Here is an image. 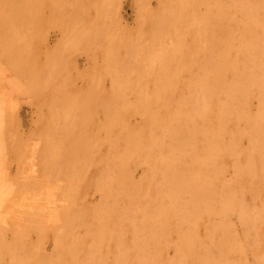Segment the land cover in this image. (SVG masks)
<instances>
[{
    "label": "bare ground",
    "instance_id": "bare-ground-1",
    "mask_svg": "<svg viewBox=\"0 0 264 264\" xmlns=\"http://www.w3.org/2000/svg\"><path fill=\"white\" fill-rule=\"evenodd\" d=\"M140 1L139 4L142 3L143 0ZM136 2V4H138V1ZM168 2L169 3L167 4L161 3L160 5L158 3L159 7L153 11L148 9L151 12L145 9V20L143 21L144 23L151 22L150 25H153L155 24V19H157L159 24L158 30H160L159 34L162 31L161 28L166 25H169L166 27L168 29H170V26L172 25V31L174 33L177 27L176 31H178L179 38L176 37L177 35H174L176 39L178 38L181 41L182 37L179 34L187 29H182L183 31L179 29L183 26L184 28L188 25L194 26L198 30L197 33L199 36L197 35V37H200L201 35L203 36L202 39H204L203 46V44H199L200 42L197 43L198 39L197 41L192 40L194 34L193 37H191V40L194 43L196 42V47L199 45L202 46L201 48H198L205 54V56L203 55L205 57V60H203L204 66L200 64L203 68L201 70L202 77L193 79V74H196L197 72L192 73L191 65L187 64L188 66H186V70H191L193 80L190 79L191 77L184 80L179 75L182 74V70H176L179 69L177 68V63L179 62L177 61L179 60V50L171 49L173 50L171 53L161 50L159 51L157 69L150 67L154 68L155 71L147 70L146 68L139 72L142 77H144V82L146 81L145 83H148L145 86H152L151 92L137 90L136 96L138 98L135 100H138L139 98L141 99L130 102L125 98L126 92L124 91L126 90V86L129 88L133 84V82L129 81L131 79L128 72L132 70L135 71V68L130 70L129 66L127 68L129 69L127 73V70H122L124 72L120 71L121 68H118L120 62L117 64L118 61L116 60V56L118 55L116 53L118 51H111V59L108 58L106 69H100L110 76V80H112L110 83L117 86L114 88L115 90L111 89L112 93L115 91L116 94H114L118 97L122 94L124 99H116L114 94L112 95L115 98L111 94L110 97L107 95V98L109 97L112 99L111 96L113 97L111 101H108V99H102V101L99 102L100 97L97 98L93 104L96 111L94 112L92 119L86 117L84 114L85 107L83 105L80 106L78 109L81 112V115L76 116V119H73L75 121L71 122V119L67 120L66 125L69 128L73 125L78 129L77 132H75V130L72 131L66 129L64 132L62 131L63 134L58 138L56 134L51 135L48 131L39 132L40 128L38 131L31 133L24 141L19 140L15 136L13 139L15 148L12 149V152L15 153L14 156L18 164L22 181H32L35 183L37 178L43 175L44 170L53 169L52 167H56V165L59 164L57 160L60 158V154L52 158L49 157L50 155L48 153L44 154L43 152L47 151V149L54 148L57 151H61L62 156L64 154L66 155L63 159L64 162L62 163L64 165V175L60 176V178L66 182L67 188L65 187V190L67 192H73L74 190L72 187L78 183L77 190L80 189V193L84 194L93 186L95 189L94 191H98L102 196V201L99 206L95 208L84 206V213H81L80 210L74 208L71 197H65L64 200L58 202L57 196H53V193H50L49 196H51L54 201L53 204L50 205L51 211L48 210L42 214V216L40 215L38 206L46 200L43 195L31 198L33 202L31 205H34L32 210L24 208V211L21 212L15 210L11 211L10 208L13 206L12 203L16 201L17 198L15 194H10L9 192H15L17 189L8 185L9 180L6 175L3 158L0 160V171L3 172L2 180L0 182V206L5 210L0 211V257H2V255H8L10 251H17V255H20L19 252H24L25 249L24 235L31 231L37 232L40 227V229H42V227L46 229L49 227L47 226V223L54 219L61 220L65 223V232H63L61 236H54L55 248L58 253L61 254V248L64 245L63 243L68 237L70 238V236L67 235L69 234L68 230H70L77 222L87 219L86 215L91 214L92 221L95 220V223L93 226H89V228L85 229L88 230L90 239L93 238V236H98L96 239L107 236L109 244L114 246L115 242L119 239L120 230L122 229V231L126 233V239L124 240L123 245L115 246L117 253H114V255L116 254V257H113L115 259L111 257L113 262L114 260L116 261L114 264H117L118 262L121 263V261L125 264H148L150 260H154V258L159 255L160 249L164 250V248L168 246L169 242H165L167 246L164 248H162L163 246H159L160 243L158 244L157 241L159 240L158 236L163 232L162 229L168 227V224L170 223L168 220H171L170 217L179 215L181 218L176 227L185 224L186 228H189V231L191 232L189 236L187 235L188 233L185 232L187 233L185 235L188 237L187 242L184 237H181L184 235V232H181L183 235L181 234L179 236V240L181 238L185 239L183 241L186 242V246H193V249L191 247L192 252H194L195 248L196 254H202L203 251L210 246V242L217 243V245L213 244V246L215 248H217L216 246L219 247L216 251L220 250L218 254H221V256L219 255L218 257H222L223 262L220 259L218 260L217 257H214V261L210 258L211 262H209V264H218V261H221L219 262L220 264L229 263V261L224 262L226 260H224L223 257L230 256L232 252L226 253L224 256L222 255V253L226 251V249L224 250L225 243L228 244L226 240H231L230 237H227L229 233H232L229 232L231 227L229 226L230 228H228L227 224L229 222H227L228 215L231 210L236 211L238 216L243 215L245 210L242 209L243 212H241L242 205H244V202H242L243 204L241 203V198L245 191L252 194L249 196L254 195L253 198L255 199L257 196L254 193L263 190L258 189V185H261L259 183L262 179L264 180V0H173L172 2L169 0ZM144 3L140 5H143L145 8ZM143 6L141 7L142 11H144ZM146 6L148 5L146 4ZM140 16L142 15H139L138 17ZM164 24L166 25L164 26ZM166 28L163 29V32L167 31ZM155 30H157V28ZM156 33L158 34V31H155V34ZM159 34L158 36L162 33ZM168 34H170V31H168ZM184 34L185 33H183V36ZM164 37L165 36H162V39ZM165 38L161 43L165 42ZM169 38L167 37L166 40H172V43H176L174 37V40L172 38L170 40ZM154 39V43L159 41L158 39L157 42H155L156 40ZM180 40H178V44L181 43L180 45H182L183 42H180ZM110 42H112L111 39L109 43ZM169 44L171 47L170 45H167V43L164 45H167L170 48L178 45ZM109 45L111 46V44ZM178 47L180 48L179 45ZM184 47H186V50L187 48L191 49V47L185 45ZM201 50L196 49V51ZM196 51L194 50V56H196ZM25 52L26 51H24V53ZM197 53L200 54V52ZM192 54L193 51H191L190 54L191 59L193 58ZM201 60L202 59L200 58L199 61ZM179 63L180 67L184 69L181 66L183 62ZM195 64L197 63L194 62V68L198 66H195ZM1 65L4 66V64ZM185 65L186 61L184 67ZM10 70L13 75L16 73L17 75H20V71H18L20 68H18V70L16 68ZM197 70L199 69H196V71ZM184 71L185 70H183V73ZM189 71L187 72L191 75ZM137 72L136 74L138 76L139 74ZM106 73H104V75H107ZM122 73L125 75L124 78L126 77V74L128 75V83L125 81L126 78L123 79ZM134 73L135 72H131L130 75ZM197 74H199V72ZM104 75H100L101 78ZM134 79H136V81L134 80L135 84L137 80L138 84L142 82L139 77L138 79ZM181 79L185 82L188 81V83L189 81L191 83L192 80L190 87L195 88V90H193L195 93L186 92L189 96L191 94V96L189 97L186 94L188 98L181 99L183 102L177 101V98L174 100L178 103L172 102L170 100L172 98L167 97L169 94L168 91L171 88L170 91L172 94L174 91L172 90V87H175L180 81H182ZM129 83L132 84L130 85ZM188 83L183 85L184 88L185 85H187L186 88L190 89ZM133 86L134 88H140L137 84L136 86ZM134 88L131 90L133 91ZM16 90L15 79L8 83H5L4 81L0 82V149L2 148L3 150L8 147L6 140L11 137L12 133L13 135L15 134L14 123L11 122V125L13 126L11 127L6 119L10 100L6 99L4 95L10 91ZM126 91H128V89ZM148 93L151 94L148 95ZM160 94L163 96L161 99L158 98ZM171 94L170 96L173 95ZM152 95H155V97ZM182 95L183 94H179V100L180 98L185 97ZM253 99H256V105H259L257 106L258 109L256 108L257 110L254 112L250 109L253 107H250ZM135 113H139L142 117V124L138 129L135 127V124L127 126L130 117L132 118V116H135ZM72 117H75V114ZM196 118L202 121L203 129L194 127L195 121L193 120ZM126 121H128L127 124L125 123ZM199 137L200 139H203V144L198 153V148L195 146L198 144L197 140ZM100 145H105V153L97 151ZM94 151H97L96 156H94ZM233 153L234 155H232ZM232 156H235L236 159L233 160L231 158ZM40 157H42L43 160L41 159L40 162L36 161ZM151 157L152 160L150 162L149 159ZM226 164H230L232 170L234 169L235 178H232L233 180H222L224 173L222 174L223 177L221 173L225 172L224 168ZM73 165L79 166H77L79 168L78 172L74 171L75 168ZM131 166L143 167L144 175L139 181H132V170L130 171ZM243 178H245V180H243ZM263 180L261 182H263ZM244 181H246L247 186L243 189L242 183ZM184 194H187V196ZM36 200L37 202H35ZM250 200L253 202L252 199ZM251 209L254 208L252 207ZM255 210H251V213L252 211L253 213H256ZM247 212L249 211L247 210ZM261 213L259 214L261 215ZM19 214H23L21 215L22 219L19 218ZM203 214L207 217L215 216L218 221H216V223H210L211 225L209 224V226H212L210 229L206 224L208 226L207 233L209 234H205L206 239L204 238V240L206 242L208 235L213 231L211 233L213 238L212 236L210 238L213 239L214 242L213 240L209 241L210 238L208 237V245L206 247V244L204 243L203 247L206 248L200 247L203 248L201 251L198 250L200 240L197 239H200V235L198 236V234H196L197 231L194 229L197 225L196 222H199L198 218ZM262 216L264 215L262 214ZM251 217L252 219L254 218L253 215H250V218ZM112 218L113 221L111 222L110 220ZM34 219H37L38 223H34ZM253 220L255 221V219ZM257 221H261L262 224V219ZM257 221L254 223H257ZM243 222L244 220L242 219L241 223ZM203 228V231L206 230L205 225ZM7 230L13 232L9 241H5L3 237V234ZM214 231H219V234H223V236H218L220 242L217 241L218 239H214ZM225 231H228L226 237L224 235L226 234L224 233ZM231 231H234L233 228ZM236 235L238 236L237 233ZM253 235L249 236V238ZM164 236H168L169 238V234H164ZM231 237L234 238L233 235H231ZM236 238L237 237L232 239L236 245L230 241L232 242V246L230 247L231 244L229 242V246L225 245L227 246L226 248H230L229 251H232L231 248H234L233 251H235L238 246L237 248H239V251L241 250V254L245 255L244 251L246 249L245 247L242 249L243 245L240 243V237V240ZM149 239L153 241V255H150L151 257L148 256V252H150V249L148 248L150 243ZM82 240L81 237L77 238L75 240L77 244L75 245L79 247L80 245H78V243L80 242V244L83 245ZM172 240L174 241V239ZM201 240H203V238ZM236 241H240V244L238 245ZM247 241L248 240L245 242ZM252 241L255 242V240ZM252 241L251 243L253 244ZM74 242L72 243L74 244ZM99 242L101 245L98 244V246L100 245L99 247H101L103 242L98 241V243ZM173 243L176 244L177 242L174 241ZM70 244L68 243L67 245ZM247 244L248 243H246V246ZM95 245L97 246V244ZM176 246H178V244ZM178 247H180V245ZM214 247L213 249H210L215 250ZM262 247L264 248V246ZM177 248H174V251L175 249L177 250ZM250 248L254 249L255 247L253 248L250 245ZM263 248L262 250H264ZM93 249H95V246H92L90 251ZM255 249L254 251H256ZM95 250H97V248ZM180 250L182 251L183 249L180 248ZM211 250L210 252L205 250L204 253L206 251L211 253ZM242 250L244 251L242 252ZM106 252H108V250ZM207 252L205 254H207ZM256 252H259V250ZM256 252L254 253L256 254ZM84 253L85 252L82 254L84 255ZM235 253L237 252L235 251ZM161 254L163 253L160 252V255ZM215 254L217 255V253ZM215 254L213 253L211 256H214ZM117 255L121 258L117 259ZM257 255L259 254L257 253ZM262 255L263 256L261 257H264V254ZM158 257L156 259H159ZM176 257L174 260H177ZM72 258H70L71 261ZM242 258L245 259L246 257H241V259ZM181 259L183 260V258H180L179 260ZM190 260L192 259L190 258ZM193 260L195 259L193 258ZM203 260L206 261L205 259ZM183 261H185V259ZM230 261L232 262V259ZM110 262L113 264L112 261ZM172 262H170V264H173ZM240 262H243V260ZM100 263L101 262H99V264ZM150 263L154 264L155 262ZM160 263L161 262L158 263L157 261L156 264ZM166 263L169 264V262ZM191 263L189 261V264ZM232 263L236 264V261L233 259ZM259 263L262 264V261ZM259 263L256 261L255 264ZM186 264H188V261ZM251 264L254 263L251 262Z\"/></svg>",
    "mask_w": 264,
    "mask_h": 264
},
{
    "label": "rangeland",
    "instance_id": "rangeland-1",
    "mask_svg": "<svg viewBox=\"0 0 264 264\" xmlns=\"http://www.w3.org/2000/svg\"><path fill=\"white\" fill-rule=\"evenodd\" d=\"M136 1H138V4H139L140 0H7V1L6 0H0V43H1L0 44V48H1L0 49V61H1L0 62V70L2 69L0 71V82L4 81L5 83H8V82L15 79L16 80V88H17L16 91H10L6 95H4L6 97V99L10 100L6 119L8 120L11 127H13L11 125V122L14 123L15 134L13 135V133H12L11 137L6 140L8 147L5 150H3L2 148L0 149V160H2L4 158L3 163L5 165V171H6L7 178L9 180L8 185L10 187H15L17 189L15 192H12V191L9 192L10 194H15V196L17 198V200L12 203L13 206L10 208L11 211L15 210V211L21 212V211H24V208L27 210H32L34 205H31V204H33L31 198L43 195L46 200L44 199L45 202L38 206V210L40 212V215L42 216V214H44L48 210L51 211L50 205L53 204L54 201L51 198V196H49L50 193H53V196H57L58 202H61L62 200H64L65 197H71V199L73 200L72 202H73L74 208L77 210H80L81 213H84V210H83L84 206H86L88 208H90V207L95 208V207L99 206L100 202L102 201V196L100 195V193L98 191H94L95 189L93 186L91 187V189H88L89 191H87L84 194L80 193V189L77 190L78 183L72 187L74 190L73 192H70V191L67 192L65 190L67 188L66 182L62 178H60V176L64 175V173H63L64 172V170H63L64 165L62 163L64 162L63 159L66 155L64 154L62 156L61 151H57L54 148L53 149H47V151H43L44 154L48 153L50 155L49 157H52V158L60 154L61 156L57 160V162L59 164L56 165V167H52L53 169L44 170L43 175L41 177L39 176L34 183L32 181H22L21 180L22 177H20V171H19L18 164H17V161H16L15 156H14L15 153L12 152V149L15 148L14 147V141H13L15 136L19 140L24 141L27 137H29V135L31 133L38 131L40 128L41 129L39 130V132H41V131L47 132L48 131L51 135L56 134L58 136V138L61 137V135L63 134V132L66 129L72 130V131L75 130V132H77L78 129H76L73 125H71L70 128L67 127L66 125H67V120L71 119V122L75 121L73 119H76V116L81 115L80 114L81 112L78 109L80 106L83 105L85 107L84 114L86 115V117H90L92 119V117L94 116V112L96 111L94 109L93 104L97 98L100 97L99 102L102 101V99L103 100L108 99V101H111L113 99V97L116 96L115 91H114V93H115L114 94V93H112L111 89L113 90L117 86L114 85L113 83H110V81L112 82V80H110V76L106 72H103V70H105L107 67L108 58L111 59V57H110L111 51H114V52L118 51L116 53V54H118L117 55L118 57L116 55L115 56H116V60L118 61L117 64H119V62H120L119 66H118V68H121L120 71L127 70L126 71V73H127L129 71V69H127L129 66H130L129 67L130 70L135 68L134 69L135 71L132 70V71L128 72L130 79H131L129 81L133 82V84L131 83L132 84V86H130L131 88L129 87L130 88L129 89L126 86L125 88H126V90L128 89V91H126L124 89L125 90L124 92H126L125 98H127L130 102L138 101L139 99H141V98H139L138 100H135L136 98H138L136 96L137 90H144V91L146 90V91L151 92L152 86L151 85L145 86L148 83H145L146 81L144 82L145 79H144V77H142L141 73H139V72H140V70H142V69L145 70L146 68H147V70L149 69V70L155 71V69H157L158 62H159V53H160L159 51H161V50L167 51L168 53L173 52V50H171V49H178L179 50V56H178L179 60H177V61L183 62L182 63L183 65L181 64V66L184 69H182L180 67L179 62L178 63L176 62L177 68H179L176 70H178V71L182 70V74H179V75L184 80H187L186 78H188V77H191L190 79H192L193 76H194L193 79H198V78L202 77L201 70L203 69L202 66H204L203 60H205V57H204L205 54L202 52L201 49H199L202 46L199 45L198 46L199 48H198V47H196L197 46L196 42L195 43L193 42V41H197V39H198L197 43L200 42L199 44H201V45L203 44V46H204V43H203L204 39H202L203 36L200 35L201 38L197 37L198 30L192 25L185 26V28H184V26L181 27L179 30H182V29L186 30L187 29L186 31L182 30L183 31L181 33L182 35L179 34L182 37L181 38L182 41H181L180 39H178L179 38L178 31H176L177 27H176V30L174 33L172 31V25L170 26V29H168L166 27H168L169 25L167 26L166 24H164V26L165 25L166 26L165 27L162 26L163 28H161L162 31L160 32V34L162 33L161 35L165 36L166 38L167 37L169 38V36H170V38H169L170 40H171V38L173 39V37H174V39L176 40V43L175 44L172 43L171 42L172 40L171 41L166 40L165 37H164L165 42L161 43L164 41L163 40L164 38L162 39V36L159 34L160 30H158L159 24L157 22V19H155V24H153V25H150L151 22L150 23H146V22L144 23V21H143V20H145L144 19L145 18L144 12H145V9L146 10L151 9L153 11V10L157 9V7H159L158 3H159V5L161 3L167 4V3H169L168 2L169 0L168 1L167 0H146V1L143 0L142 3H140V4H143L145 2L144 3L145 8L142 5L144 8V11L141 10L142 6L140 4L139 5L136 4L137 3ZM172 1L173 0H170V2H172ZM146 4L148 6H146ZM148 11L151 12L150 10H148ZM139 15H142V16H140L141 18L138 17ZM142 17H143V19H142ZM191 26L194 28H192ZM156 28H157V30H155ZM165 28L167 31L163 32V29H165ZM153 31H154V33H153ZM155 31H158V34L160 36H158L157 33L155 34ZM168 31H170V34H168ZM163 33H165V34L167 33V34L165 35ZM179 33H180V31H179ZM183 33H185L184 34V36L186 35L185 37L183 36ZM174 34L177 35L176 36V37H178L177 39L175 38ZM188 34H190V35H188ZM193 34H194V37H193ZM88 35H89V37H88ZM171 35H172V37H171ZM110 36H111V38H110ZM97 37H99V38H97ZM191 37H193V39H192L193 41L191 40ZM110 39L113 43L112 42L109 43ZM128 39L129 40L132 39V40L129 41ZM153 39L156 40L155 42H157V40L159 39L158 42H159V44H162V45H159L158 42L154 43ZM178 40H180V42H183V44L182 45H180L181 43L178 44ZM186 42H187V44H186ZM166 43H167V45H170L169 43H171L173 45L178 44L180 46V48L178 47V45L170 48L171 45H170V47H168L167 45H164ZM109 44H111V46ZM157 44H158V46H157ZM184 45L191 47V49L192 48H194V49L191 50V49L187 48V50H186L185 49L186 47H184ZM112 47L114 50L112 49ZM116 48H118V49H116ZM196 49L201 50V51H196ZM23 50L26 52L24 53ZM194 50L196 51V56H194L195 55ZM191 51H193V54H192L193 58L192 59L190 58ZM157 52H158V54H157ZM197 52H200V54H198ZM29 53H30V55H29ZM109 53H110V55H109ZM200 58L202 59L201 61H199ZM191 60H192V63H191ZM185 61H186V65L184 67ZM197 61H199V62H197ZM194 62L197 63V64H195V66L198 65L199 67L197 66L194 68V66H193ZM154 63H156V64H154ZM1 64H4V66ZM187 64L191 65L192 73L193 72H197V73L199 72V74L194 73L196 76L194 74L192 76L191 70L190 71H189V69L186 70V66H188ZM124 66H125V68H124ZM11 67L16 68L17 70H18V68H20V70H18V71H20V75H17V73L15 75H13L11 73V70H10V69H12ZM150 67H154L155 69L150 68ZM189 67H187V68H189ZM21 68H22V70H21ZM100 68L103 70H101ZM196 69H199L200 71L199 70L196 71ZM137 70H138V72H137ZM183 70H185L186 72L189 71L191 73V75H189V73L188 72L186 73L185 71L183 73ZM122 72H124V71H122ZM131 72H135L134 74L136 77L134 76V74L130 75ZM136 72L141 76H139V75L137 76ZM104 73H106L107 75H104ZM179 73H181V72H179ZM122 74H123L122 75L123 79L126 78L125 81L128 83V80H127V79H129L128 75L126 74V77L124 78L125 75H124V73H122ZM100 75H104V76H102V78H101ZM99 76H100V78H99ZM138 77L140 78V81H142L143 83L140 82L141 84L140 83L138 84V80H137L136 84L140 88L143 87L142 89H140L138 87H135V88H137V89H135L133 86V85L136 86V84H135L136 79H134V78L138 79ZM192 80H191V83H192ZM185 83H188V81L185 82L182 80L177 84L178 86L176 85L177 87L175 86L176 88L172 87V90H174L172 92L173 95L171 94V91H170L171 88H170V90H169L170 92L168 91L169 94L167 95V97L172 98V99H170L172 102H176L174 100L176 98H177L176 99L177 101H181V99L183 100L184 98L187 99L188 98L187 96H189V94H187L188 92L189 93H192V92L195 93V91H193V90H195V88L190 87V84H191L190 81L188 83L189 84L188 87L190 89L186 88L187 85H185V88H184L183 85ZM124 86H125V84H124ZM133 88H134V90L132 91L131 89H133ZM173 88H175V89H173ZM116 92H117V90H116ZM178 93L183 94L182 96H185V97H182L179 100L178 99V96H179ZM27 94H30V95H27ZM110 94L111 95L114 94V96L112 95L113 97L111 96L112 99L109 98ZM150 94L148 93V95H150ZM170 94L173 97L170 96ZM186 94H187V96H186ZM193 94H192V96H193ZM107 95L109 96L108 98H107ZM160 95L158 98L161 99L163 96L162 95L160 96ZM152 96L155 97V95H152ZM190 96H191V94H190ZM84 97H85V99H84ZM120 98L124 99V97H122V94L120 95V97L116 96V99L121 100ZM55 99H56V101H55ZM253 100L250 104V107L253 106L252 108H250L252 112L257 110L258 109L257 106H259V105H256V103H257L256 99L254 101ZM181 102H183V101H181ZM181 102H180V104H181ZM176 103H178V102H176ZM89 113H90V115H89ZM74 114H75V117H72V116H74ZM132 118L130 117L129 122L126 121L125 123L126 124H127V122H128V124L130 123L129 125L127 124V126H132L135 124V127L138 129L139 126L142 124L141 115L139 113H137V114L135 113V116H132ZM193 121H195L194 127L198 128V129H203L202 121L200 119L196 118ZM263 138H264V135H263ZM197 143L198 144L195 147L198 148V153H199V149H200L201 145L203 144V139L202 138L200 139V137H199V139L197 140ZM97 151L101 152V153H105L106 152L105 145H100V147L97 149ZM97 151H94V156H96ZM38 153H39V151H38ZM232 155H234V153ZM231 158L233 160L236 159L235 156L234 157L232 156ZM41 159H42V157L38 158L36 161L40 162ZM151 160H152V157L149 159V161L151 162ZM73 166L75 168L74 171L78 172L79 166L78 165H73ZM226 169H227V171H226ZM229 169H231V170H229ZM131 170H132V177H133L132 181H134V182L139 181L142 178V176L144 175V169L142 166H135V167L131 166L130 171ZM224 171L225 172L221 173V175L224 173L223 174L224 177L222 175V177H223L222 180H225V179L226 180H233L232 178H235L234 169L232 170L230 164L225 165ZM146 173H148V172H146ZM2 174H3V172L0 171V182L2 180ZM243 180H245V178H243ZM261 181L259 183L261 185H258V189H263V190H259L258 193H254L257 196V198L254 199L253 198L254 195L249 196L252 194H249L247 191H245L244 194H242L241 203L244 202V205H246L248 203L246 205L247 207L242 205L241 212H243L242 209L245 210L243 212V215L238 216L237 215L238 213H236V211L231 210L232 213L230 212L228 215L229 217L227 218V222L228 221L229 222L228 223L226 222L228 224V228L231 227L229 232H232V233H229L230 235L228 234L229 235L228 236L227 235L228 231L224 232V233H226V234H224L225 237L227 235V237L231 238V240L228 239L229 241L226 240V242H228V244L225 243V245L229 246L230 241H232L234 243V240H232V239H234L235 237H237L236 239H238V240L241 239L240 240L241 242L240 241L239 242L243 245L242 249L245 247L246 250L244 249L245 251L242 250V252L244 251V254L246 256L241 254V252H240L241 250L239 251V248H237L238 246L236 247V249L239 252L237 250H235L237 252V253H235V251H233L234 248H231L232 251H229L230 248L228 249V248H226L227 246L224 245V250L226 249V251H224V253H222L223 256L226 253L232 252L230 254V256H226L227 258L223 257L224 260H226L224 262L229 261V263L235 264V263H232L233 259H234V261H236V264H239V263L247 264V262H248V264H251V262L255 264L256 261H257V263L262 261V264H264V257H261V256H263L262 254H264L263 253L264 250H262V248H263L262 246H264L263 245L264 244V242H263L264 241V235H263L264 225H262V224H264L263 223L264 216H262V214L264 215V211H263L264 210L263 209L264 208V199H263V197H264L263 196L264 195V193H263L264 192V187H263L264 186V180H263V182H261ZM242 186H243V189H244V187L247 186L246 181H244L242 183ZM261 193H262V195H261ZM184 195L187 196V194H184ZM250 199H252L253 202ZM35 202H37V200ZM251 205L254 209H251L252 208ZM57 206H58V204H57ZM245 207H246V209H245ZM248 207H250V208H248ZM258 209H260V210H258ZM4 210L5 209L0 206V211H4ZM247 210L249 212H247ZM251 210H255L256 213H253V211L251 213ZM244 213H245V215H244ZM248 213H251V214H248ZM259 213H261V215ZM246 214H248V215H246ZM256 214H257V216H256ZM21 215H23V214H21ZM21 215L19 214L20 219H22ZM250 215L254 216L253 219H255V221L252 219V217L250 218ZM86 218L87 219H85V220L77 222L75 225L72 226V228L70 230H68L69 234H67V235H69L70 238L68 237V239H66L65 242L63 243L64 245L61 248L62 249L61 254H63V252H64L63 255L59 254L55 248L54 236H61L62 233L65 232V230H64L65 229V223L61 220L54 219V220L47 223V226H49V227H47L46 229L43 227H42V229H40L41 228L40 227V228H38L39 231H37V232H35V231L27 232L24 235V244H25L24 252H19L20 255H17V251H10L8 255H2V257H0V264H67L68 262H69L68 264H99V262H101L100 264H104V263L105 264H111L110 261H112L113 264L116 263L115 260L113 262V259H115L113 257H116V254L114 255V253H117L115 246L123 245L124 240L126 239V237H125L126 233L123 232L122 229L120 230L119 239L117 242H115L114 246H111L109 244V241H107L108 240L107 236H103V238H100V239H96V237L98 238V236H96V237L93 236V238L90 239V237H89L90 234H88V230H85V229L89 228V226L90 227L93 226L95 223V220L92 221L91 214L86 215ZM170 218H171V220L170 221L168 220V222H170L168 224V227L162 229L163 232L161 233V235L159 234V236H158L159 240H157L158 244L162 243L161 245L159 244V246H161V247L163 246L162 248L167 246L165 242H169V244L166 248H164V250L160 249V252H162L163 254L160 255V252H159V255L156 254L158 256H161V257L157 256L159 259H156L157 257L155 256L156 258H154V260H150L148 264H151L150 262H155L154 264H156L157 261H158V263L161 262L162 264L163 263L168 264L166 262H169V264H170V262H172L174 260L176 255H177V257H176L177 260H174L175 262L173 261L172 262L173 264H175V263L176 264H181V263L186 264L187 261H188V264H189V261H190V263L192 262L191 264H194V263L198 264V262H199V264L200 263L201 264H209V262H211L210 258L212 259V261H214V257L215 258L217 257L218 260L219 259L222 260V257L221 258L218 257L219 255L221 256V254H218V252L220 250L216 251V249L217 248L219 249V247L216 246L217 248H215L213 246V244L217 245V243L210 242L211 243L210 246L207 247L208 242L213 240L210 238L212 236L211 233L213 231L210 232V235H208L210 240L207 241L208 237H207L206 242L204 240V238L206 239L205 234L206 235L209 234V233H207V231H208L207 229H208L209 224L210 223H216V221H218L217 217H215V216L207 217L206 215L203 214L201 217L198 218L199 222H196L197 225H196V228L194 229L195 231H197L196 234H198V236L200 235V239L197 238L198 240H200V245L198 246V250L202 251L203 248L207 247L209 249L206 248L205 250H208V252H210V250H211L210 248L213 249V247H214L215 250H211L212 251L211 253H208L206 251L208 255L205 254L206 252L204 253L205 250L203 251L202 254H198V253L196 254L195 248H194V252H192L193 246H191L189 244L192 247V249H191V247L186 246V242L188 239L187 235L189 236L191 233L189 231V228L187 229L185 224L180 225L179 226L180 228L176 227L177 223H179L178 221L181 218L179 215H175V216H172ZM239 219H240V221H239ZM242 219L244 220L243 223H241ZM245 219H246V222H245ZM256 219L257 220L262 219V224H261V221L258 222ZM175 220H176V222H175ZM212 220H214V221H212ZM252 220L254 222L257 221V223H254ZM110 221L112 222L113 218ZM33 222L38 223L37 219H34ZM253 223L256 226H254ZM258 223H259V225L261 224L262 226L261 225L259 226ZM171 224L173 227L171 226ZM203 224L206 227L205 228L206 230H204L205 232L203 231V229H204ZM210 228H212V226L211 227L209 226V229ZM232 228L234 231H231ZM196 229H198V230H196ZM171 230H172V232L173 231L174 232L172 233ZM38 232H40V233H38ZM181 232L182 233L184 232V235ZM185 232H187L188 234ZM218 232L219 231H217V232L214 231L215 235L214 234L213 235H214V239H216V240L218 239L217 241L220 242L218 236H221V235L223 236V234H219ZM174 233H176V234H174ZM236 233L238 234V236L236 235ZM12 234H13V232L11 230H7L3 234L4 240L9 241L12 237ZM164 234L165 235L169 234V238H168V236H164ZM181 234L183 235L181 237H184L186 240L183 238H181L179 240V236ZM185 234H187V235H185ZM248 234H250V235H248ZM176 235H177V237H176ZM231 235H233L234 238H232ZM245 235H247L248 237ZM251 235H253V236L251 238H249V236H251ZM80 237H81V239H83L82 240L83 245H81L80 244L81 242H80V243H78V245H80L78 247L77 245H75V244H77V242L75 240L77 238H80ZM239 237H240V239H239ZM243 237H244V239H243ZM202 238H203V240H201ZM212 238H213V236H212ZM95 239H96L97 243L95 242ZM160 239H163V240H160ZM172 239H174V241H176L177 243L176 244L173 243L174 241ZM245 239L248 241L245 242L246 241ZM251 239L255 240V242H253ZM183 240H185L186 242ZM242 240H244V241H242ZM98 241L103 242L101 247H99L101 245V243L100 242L98 243ZM149 241H150V243L148 245V248L150 249V252H148V256L151 257L150 255H153V253H152L153 252V241L150 239H149ZM201 241H202V243H201ZM217 241H215V242H217ZM237 241H236V243L239 245L240 243ZM251 241L253 242V244L251 243ZM66 242H67V244L71 243L72 246H71V244L67 245ZM72 242H74V244ZM213 242H214V240H213ZM232 242H230V244ZM204 243L206 244V247H203ZM246 243H248L247 246H246ZM92 244H94V245H92ZM95 244H97V246ZM98 244H100V245L98 246ZM177 244H178V246L180 245V247L176 246ZM170 245H172V246H170ZM234 245H236V244L234 243ZM250 245L253 248L255 247L256 249L255 248L254 249L256 251L259 250V252H256V251H254V249L250 248ZM69 246H70V248H69ZM92 246L93 247L95 246V249L97 248V250L93 249L90 251ZM211 246H213V247H211ZM231 246H232V244L230 245V247ZM173 247L174 248L178 247V248H177V250L175 249V251H174ZM200 247H203V248H200ZM180 248L183 250L181 251ZM106 249L108 250L109 253L106 252L107 251ZM166 250H167V252H166ZM82 251L85 252L84 255L82 254L83 253ZM254 252H256V254ZM213 253L214 254L217 253V255L215 254L214 256H211V254H213ZM257 253L259 255H257ZM209 254H210V257H209ZM253 254H254V256L256 255L255 258L253 256ZM174 255H175V257H174ZM172 257H174V258H172ZM202 257H204V258H202ZM234 257H236L237 260ZM241 257H244V258L246 257L245 259L247 260V262L245 259H243V258L241 259ZM70 258H72V261H75L76 263L72 262ZM119 258H121V257H119L117 255V259H119ZM180 258H183V260L185 259V261H183L182 259L179 260ZM190 258L192 260H190ZM193 258L195 260H193ZM167 259L170 261H168ZM203 259H205L206 261H204ZM231 259H232V262L230 261ZM122 260H123V258H122ZM155 260H157V261H155ZM241 260H243L244 263L240 262ZM119 261H121V260H119ZM181 261H183V262H181ZM179 262H181V263H179ZM205 262H207V263H205ZM219 262H221V261H218V264H220ZM222 262H223V260H222ZM122 263L125 264L122 261H121V263L118 262L117 264H122ZM225 264H227V263H225ZM259 264H261V263H259Z\"/></svg>",
    "mask_w": 264,
    "mask_h": 264
}]
</instances>
